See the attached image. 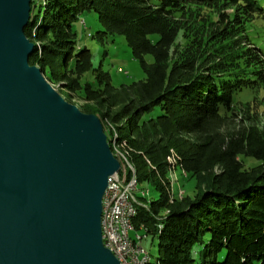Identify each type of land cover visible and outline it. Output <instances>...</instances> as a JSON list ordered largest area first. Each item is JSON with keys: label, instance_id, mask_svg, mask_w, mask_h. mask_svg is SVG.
Here are the masks:
<instances>
[{"label": "trees", "instance_id": "1", "mask_svg": "<svg viewBox=\"0 0 264 264\" xmlns=\"http://www.w3.org/2000/svg\"><path fill=\"white\" fill-rule=\"evenodd\" d=\"M258 21L264 0H30L28 65L87 103L148 186L133 219L141 247L157 241L147 264H264V119L247 108L264 100ZM118 37L144 79L114 88L87 41ZM177 169L188 191L174 192Z\"/></svg>", "mask_w": 264, "mask_h": 264}, {"label": "water", "instance_id": "2", "mask_svg": "<svg viewBox=\"0 0 264 264\" xmlns=\"http://www.w3.org/2000/svg\"><path fill=\"white\" fill-rule=\"evenodd\" d=\"M30 0H0V264H120L102 198L120 169L99 118L28 65Z\"/></svg>", "mask_w": 264, "mask_h": 264}, {"label": "rangeland", "instance_id": "3", "mask_svg": "<svg viewBox=\"0 0 264 264\" xmlns=\"http://www.w3.org/2000/svg\"><path fill=\"white\" fill-rule=\"evenodd\" d=\"M260 1L262 2V0ZM226 12L231 15L233 13L231 9L226 10ZM93 31L94 28L90 30V33ZM249 31L250 34H252L253 36H262L263 35L262 33L264 32V25H262V23L258 21L257 25L250 28ZM257 32L258 35H256ZM255 44L257 46L260 45L259 42H256ZM87 46L95 54L96 61H98L101 58L103 51L106 53V56L104 58L103 70L109 73L111 85L114 88H119L121 85L127 86L130 85L131 83L138 82L144 79V74L142 72L139 62L132 58L130 50L124 43L123 38L118 37L116 40V44L114 46H109L108 44H105L104 46L101 45L99 46L95 40L87 41ZM51 87L58 93L59 88L57 85L55 86L51 85ZM260 98L261 97H258V100ZM69 104L74 105L76 108L79 109L87 103L79 100L77 97L72 96L71 103ZM250 106L247 107L250 113L251 114L253 113V107H254L255 111L257 110V112L259 113V120H263L264 100L259 102L256 99V103ZM180 185L184 188L185 191L186 190L188 191L189 188L192 187L193 182L192 181L186 182L185 180L183 181L181 172L179 169H177L173 174V186L175 193ZM147 187L148 186L144 184L142 186H139L138 189L140 191H143ZM137 195L139 196V194ZM154 197H157V194H153L150 190V194L148 195L147 200L150 201ZM133 234L134 233H131V236ZM142 247L145 250V252L150 256L151 262L155 261L156 253H157V241L154 240L152 242L149 237H145L142 240Z\"/></svg>", "mask_w": 264, "mask_h": 264}, {"label": "built area", "instance_id": "4", "mask_svg": "<svg viewBox=\"0 0 264 264\" xmlns=\"http://www.w3.org/2000/svg\"><path fill=\"white\" fill-rule=\"evenodd\" d=\"M121 169L107 181V188L102 198L104 224L101 233L104 244L113 255H120L123 263L139 264L142 254H146L140 245V237L127 240V215L136 210L135 203L138 191L133 181L128 186H121Z\"/></svg>", "mask_w": 264, "mask_h": 264}, {"label": "bare ground", "instance_id": "5", "mask_svg": "<svg viewBox=\"0 0 264 264\" xmlns=\"http://www.w3.org/2000/svg\"><path fill=\"white\" fill-rule=\"evenodd\" d=\"M113 156L119 161L120 169L122 170L121 171V186H128L130 180H132L133 185H134V189L138 191V194L140 196H146L147 195L146 191H140L138 189V185L136 182V178H135L134 170H133L132 166L118 152L115 151V154H113ZM136 214H137L136 210H133L132 212H130L127 215V229L129 231V232H127V240H134V236H136V234H133L131 236V233H134L133 219L136 216ZM101 224H104V214H101ZM102 242H103L104 247L106 248V246L104 244V236H102ZM107 249L109 250V248H107ZM114 256L119 261L120 264H126V263H123V261L120 258V255H114ZM147 262H148L147 254H142V256L140 257L139 264H147Z\"/></svg>", "mask_w": 264, "mask_h": 264}]
</instances>
